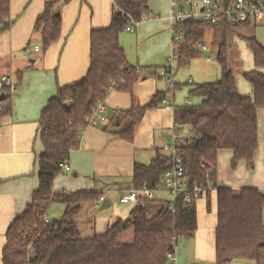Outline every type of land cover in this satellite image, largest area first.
Here are the masks:
<instances>
[{
    "label": "trees",
    "instance_id": "trees-1",
    "mask_svg": "<svg viewBox=\"0 0 264 264\" xmlns=\"http://www.w3.org/2000/svg\"><path fill=\"white\" fill-rule=\"evenodd\" d=\"M68 1H47L43 13L34 23L44 50L59 38V4ZM148 3L149 0H113L109 25L90 32V65L86 75L77 83L59 87L41 110L38 137L43 151L35 161L38 186L32 193L31 202L13 219L5 233L2 264H167L166 255L174 249L173 239L175 243L181 237L194 234L197 198L185 202L183 195L173 200L139 195L130 217L115 220L102 233L84 237L77 229L74 217L83 204L97 203L102 193L52 190L54 179L63 172L61 164L67 162L71 151L78 147L80 131L87 126V119L97 103L105 98L110 88L131 92L138 79V68L127 63L118 37L128 26L136 27L144 17L152 15ZM195 21L188 19L175 24L176 30L184 35L177 48L180 62L188 61L193 44L202 38L205 28H222L226 32L238 26L227 22L215 25ZM12 23L9 0H0V33ZM245 41L253 53L255 66L264 67V46L254 36L246 37ZM225 47L222 40L217 54L220 78L195 84L189 92L202 97L201 102L173 107L175 133L185 125L192 132L184 145H177L178 154L188 184H209L214 188L217 199L216 264L239 258L258 264L264 251V195L253 187L233 190L220 184L217 181V154L220 149H230L232 168L240 161L249 169L253 168L258 149L257 111L264 108V74L255 70L244 72L243 77L253 87V94L240 95L234 73L228 66ZM12 88L7 84L0 88V93L5 95L0 101V120L11 113ZM165 96L166 91H157L147 104H137L123 112L122 117L128 118V125L118 135L131 141L144 112L163 103ZM172 158L171 150L168 153L157 151L150 164L136 163L132 187L135 190L153 188L172 165ZM210 191L206 190L203 195L208 197ZM206 199L209 209L210 201ZM53 203L63 204L64 211L58 218L47 219ZM128 229L132 230V240L122 242L119 237Z\"/></svg>",
    "mask_w": 264,
    "mask_h": 264
},
{
    "label": "crops",
    "instance_id": "crops-1",
    "mask_svg": "<svg viewBox=\"0 0 264 264\" xmlns=\"http://www.w3.org/2000/svg\"><path fill=\"white\" fill-rule=\"evenodd\" d=\"M47 1L50 0H9V18L13 23L0 33V78L8 76L10 81L7 85L13 87L11 113L0 120V264L5 233L13 219L31 202L32 193L38 186L35 161L43 151L38 137L41 110L59 87L77 83L86 75L90 65V32L109 25L113 4V0H69L60 3L59 38L44 50L41 36L34 30V23L43 13ZM183 1L180 3L182 8L189 10L188 4ZM168 2L149 0L152 15L139 21L133 31L120 32L118 40L127 63L140 69L138 79L133 83L131 92L118 88L108 90L102 100L106 105L107 121L96 127L86 126L80 131L79 145L71 151L67 161L69 170L58 174L53 181L54 192L95 190L110 201L109 208L113 202L107 197L108 193L116 194L120 199L122 194L134 189L132 175L136 163L148 165L157 151L169 152L172 146L169 142L176 129L173 107L186 104H174L173 96H169V99L165 96V103L144 112L131 141L118 133L128 125V118L122 117L123 112L134 105L147 104L157 91L165 92V78L159 72L170 54L178 67L187 68L192 61L202 60L206 67L202 73L209 72L210 65L216 68L209 55L215 54L219 76L215 79L203 76L196 80L198 82L188 83L187 90L190 92L195 84L220 78L217 54L224 40L226 59L234 73L238 92L243 96L253 94V87L243 73L255 70L264 74V67L255 66L253 53L245 38L254 36L264 46V20L234 26L226 32L222 28L207 27L202 38L193 44L188 61L180 62L177 48L182 44L184 35L179 32L182 40L174 39L172 30L176 28V23L170 20V14L167 15ZM192 11L196 15L188 19L201 22V8ZM198 43L206 48H200ZM35 47L38 49L35 50ZM180 86L177 83V87ZM199 98L201 102L202 97ZM257 119L258 149L253 168L249 169L243 161L232 168V151L220 149L217 154V181L233 190L253 187L264 195V108L258 109ZM182 129L187 133L185 137L192 134L188 125ZM206 198L210 201L209 209ZM164 199L173 200L172 197ZM119 203L128 208H113L107 218L99 213L101 202L83 204L74 217L81 235L87 237L102 233L115 220L130 217L136 201L121 203L119 200ZM55 208L59 214L51 216L50 212ZM63 211L64 205L60 203L52 205L48 214L51 218H58ZM82 214L83 217H80ZM216 223L217 199L212 189L208 197L202 195L196 200V230L192 236L177 240L174 247L176 264H216ZM262 223L264 225V208ZM255 263L239 258L224 264ZM257 263L264 264V251Z\"/></svg>",
    "mask_w": 264,
    "mask_h": 264
},
{
    "label": "built area",
    "instance_id": "built-area-1",
    "mask_svg": "<svg viewBox=\"0 0 264 264\" xmlns=\"http://www.w3.org/2000/svg\"><path fill=\"white\" fill-rule=\"evenodd\" d=\"M182 0H171V9H170V20L173 23L182 22L188 18L195 17L194 11L192 9L201 8L200 19L202 21L211 22L212 24H220L221 22H227L231 25L244 24L248 21L257 22L264 20V0H256L255 2H249L247 0H234L231 4L226 3L223 5L222 0H184V4H188L189 10H184L181 6ZM134 26L130 25L126 30L133 31ZM174 39L176 41L182 40V35L176 31V28H173ZM200 48L205 49L206 47L200 43L198 45ZM38 47H35L37 50ZM138 71L140 69L138 68ZM161 75L166 78V71L161 72ZM168 85L167 89L174 88V84L169 81V78H166ZM10 78L8 76H2L0 78V88L3 84H8ZM167 99L163 100L165 103ZM186 104H190L187 99ZM107 121L106 105L104 101H99L92 115L87 119V126H100ZM188 137H180L178 134L174 133L173 135V145L170 146L172 153V165L170 168L163 174L161 180L153 186V188H143L141 190H130L128 193L122 194L120 196L121 203L135 202L138 200L139 195L147 198L153 197L154 191H167L175 199L179 195H183V200L185 202H190L192 198H198L202 196L206 190L214 189L211 185H198L192 183V185L187 183V180L184 176V167L182 163V158L178 154L177 145H184ZM62 171L69 170L67 162L61 164ZM105 197L102 195L98 200V204ZM174 247L176 242L174 243ZM167 264H176V257L173 251H169L166 255Z\"/></svg>",
    "mask_w": 264,
    "mask_h": 264
},
{
    "label": "rangeland",
    "instance_id": "rangeland-1",
    "mask_svg": "<svg viewBox=\"0 0 264 264\" xmlns=\"http://www.w3.org/2000/svg\"><path fill=\"white\" fill-rule=\"evenodd\" d=\"M167 7H168L167 15L169 16V14H170V0L167 3ZM204 40H206V37L204 38ZM209 55L211 56V58L213 60V64L215 63L216 68L214 69L210 65L208 67V69H210V71L204 72V73H202V70L206 67L204 66V63L202 60L192 61L189 64V66L187 68H185V67H178L177 63L172 59L171 54L167 57V59L165 61V65L162 67V69L160 70L159 73L166 71V78H169V81L171 83L176 84V85H177V83L181 84L180 87H175L176 86L175 85L174 88L168 90L167 89L168 82H167L166 78L164 80L165 88H166L165 89L166 97L169 99V96L170 97L173 96L174 104H180V103L182 104V103L186 102V99H189V101L192 103V105L198 104L200 102V100H199L200 98L198 96L189 94V92L187 90L188 89V83L198 82L196 80H200V78H202L203 76H208L209 79H215L217 76H219V67H218V64L216 61L215 54L210 53ZM211 68H213V69H211ZM177 134L180 137H182V136L186 135L187 133H186L185 129H181V130H179V132ZM169 145H173V139L170 140ZM34 171L36 172V166H35ZM153 195L155 198H163V199H164V197L165 198L172 197V195L168 192H162V193L154 192ZM161 195L163 197H161ZM107 197L110 198V200L113 202V205L111 206L112 208L111 207H109V208L106 207L103 209L98 208V209H100L99 213L101 215H103V217L107 218L108 216H110L112 214L113 208H117L119 210H122L124 208H128L127 206L120 205L118 195L113 194V193H108ZM172 199H173V197H172ZM52 205H60V203H53V204H51V206ZM51 206H50V208H51ZM49 212H50V209H48V213ZM48 213H47V218L52 219L51 217H49ZM82 213H84V212H82ZM58 214L59 213L56 210V208L52 212H50L51 216H56ZM80 217H83V214ZM119 239L122 242H130L132 240L131 239V229L124 231L120 235Z\"/></svg>",
    "mask_w": 264,
    "mask_h": 264
},
{
    "label": "water",
    "instance_id": "water-1",
    "mask_svg": "<svg viewBox=\"0 0 264 264\" xmlns=\"http://www.w3.org/2000/svg\"><path fill=\"white\" fill-rule=\"evenodd\" d=\"M228 0H222V3L223 5H226ZM5 97L4 93H0V101L3 100ZM64 106H67V103H63ZM110 205V201L106 198H104L102 201H101V204L99 206L100 209H103V208H106Z\"/></svg>",
    "mask_w": 264,
    "mask_h": 264
}]
</instances>
